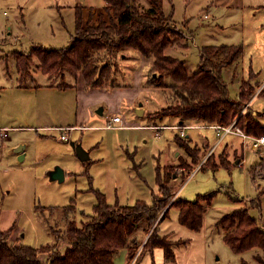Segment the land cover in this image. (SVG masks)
<instances>
[{"label":"rangeland","instance_id":"374dc122","mask_svg":"<svg viewBox=\"0 0 264 264\" xmlns=\"http://www.w3.org/2000/svg\"><path fill=\"white\" fill-rule=\"evenodd\" d=\"M132 1L142 12L149 8L146 0ZM222 1L236 2L162 0L163 12L170 16V27L177 34L173 36L172 47L166 51V55L184 61L187 71L193 73L199 62V47L207 44L241 45L242 60L225 68L221 75L231 99L237 98L241 82L245 81L251 86L253 97L258 96L250 104L251 109L255 114L263 113L264 11L251 6L262 5L264 0H243V6L237 9L217 6ZM79 4L84 7L82 18L85 24L88 8L98 9L104 3L102 0H0V125L19 128L6 131V135L14 142L23 140L28 145L24 160L16 156L19 146L13 148L12 144L7 143L2 147L0 229L9 231V241L16 237L14 243L18 241L19 244L34 248L44 246L45 250L53 248L63 252L60 241L54 243L48 229V225L65 229L67 221L58 219L60 208L74 206L75 212L69 219H74V224L79 226L92 214L97 203L94 191L102 193L106 204L111 206H132L137 201L151 204L155 198L161 197L160 184L164 183L171 192L169 203L180 199L195 201L200 196L212 194L202 228L193 232L181 226L177 209L171 207L167 217L156 227L159 237L174 249L175 261L164 262L161 249L156 248L152 253L146 248L142 250L149 232L145 234L140 231L137 238L142 243L139 245L136 241V245L131 246V252L138 249L130 264H241V259L247 264H264V253L261 251L233 254L216 226L218 218L232 210L246 208L248 214L264 229V149L253 150L250 141L241 144L239 139L226 137L224 143L234 139L228 145L230 147L215 150L211 158H205L207 152L190 140L189 146L197 154L198 162L191 163V158L181 152L178 159L172 157L175 165L165 167L163 161L170 159L173 154L170 141L174 140V135L178 136L176 132L169 130L160 137L150 138L148 148L146 145L134 153L131 147L127 150L122 144L127 141L134 143L137 140L136 133L131 130L121 133L106 131L108 133L103 132L107 137L106 143L91 154V160L87 163L80 162L74 152L68 151L65 142L59 140V132L33 128L45 122H38L35 113L34 105L38 103L39 96L19 89L18 84L64 85L66 80L62 81L59 76L40 75L38 61L32 56L28 69L30 73L19 81L16 58L20 54L28 55L33 48H67L74 37L75 11ZM186 46L188 48L184 50ZM132 53L126 52V56L117 57L114 62L107 60L106 66H111L112 75L104 86H131L133 81L130 72L135 68L132 62L134 59L142 62L138 55H129ZM146 61L142 74L143 80L149 82L157 75H154L149 61ZM114 64L115 68L112 67ZM259 72L260 77L257 75ZM168 83L167 79L164 89L145 84L152 92L136 103H143L150 108L147 119L152 125L159 121L155 118L158 112L173 101L174 91L167 87ZM70 93H58L47 96V99L55 102L65 98L71 103L73 91ZM56 120L48 119L49 123L58 125ZM258 120L264 124V116ZM192 123L198 130H188L186 134H190L193 140L201 135L207 137L210 144L216 141L213 130L200 128L194 121ZM45 133L52 137L44 135L41 138L40 134ZM89 133L72 132L67 143L74 146L75 141L80 137L85 138ZM241 157L243 160L236 164V160ZM180 158L185 161L182 168L178 165ZM222 160L229 162V168L221 166ZM82 163L86 164L85 167ZM212 166H215V171L211 170ZM58 167L65 172L62 181L53 177ZM201 204L207 203L202 201ZM50 208H59L55 211L58 213L50 212ZM47 256L43 255L44 258Z\"/></svg>","mask_w":264,"mask_h":264},{"label":"trees","instance_id":"16d2710c","mask_svg":"<svg viewBox=\"0 0 264 264\" xmlns=\"http://www.w3.org/2000/svg\"><path fill=\"white\" fill-rule=\"evenodd\" d=\"M102 1L104 4L100 8H88L85 24L82 18L84 7L77 5L74 37L67 48H33L28 55H18L15 68L19 81L30 73L28 69L33 56L38 61V70L45 76H59L63 81L66 74L74 79L80 74L86 88L104 87L112 75L111 66H106L107 60L114 62L117 57L126 56V52L136 51L139 57L149 61L151 71L157 75L144 84L164 89L168 79L167 87L174 91L173 101L162 108L155 118L160 121L167 117L176 118L181 122L179 125L194 121L203 126L229 125L235 121L246 135L264 136V124L258 120L264 112L255 114L248 103L254 95L252 87L245 81L241 82L237 98L231 99L221 75L225 68L240 59L241 45L200 47L197 70L189 73L184 61L166 55L172 47L173 36L177 34L170 27V16L163 12L162 0H146L149 8L143 12L135 7L132 0ZM115 66L112 65L113 68ZM64 86L67 85L59 87ZM174 142L187 153L191 163L198 162L197 154L189 146L190 140L176 136ZM211 155L208 157L211 158ZM184 164L185 161L180 158L179 167ZM221 164L229 168V162L222 160ZM211 170L215 171V166ZM163 184H160V198H155L151 204L137 201L132 206L107 205L104 195L94 191L97 203L92 214L79 226L74 224V219H69L75 212L74 206L60 208L58 219L67 221L65 229L50 225L48 229L54 243L62 241L66 245L63 252L53 248L45 250L44 246L10 245L9 231H0V264H114L115 256L122 249H127L130 262L138 249L131 252V246L134 247L136 241L139 245L142 243L137 238L140 231L149 232L142 250L161 249L164 261L174 262L173 249L158 235V221L165 219L168 210L175 207L179 224L198 232L212 194L200 196L195 201L180 199L169 203L171 192ZM202 201L207 204H201ZM50 209V212H55L59 208ZM216 226L233 254L243 255L249 251L264 253V229L246 208L223 215ZM44 254L48 256L44 258ZM241 264L247 263L242 260Z\"/></svg>","mask_w":264,"mask_h":264},{"label":"crops","instance_id":"0c3cea01","mask_svg":"<svg viewBox=\"0 0 264 264\" xmlns=\"http://www.w3.org/2000/svg\"><path fill=\"white\" fill-rule=\"evenodd\" d=\"M243 4H244L243 0H236L235 3H231L230 1L229 2L222 1L221 3H218L217 6L221 7L222 9H230V8L237 9V8H241ZM251 7L255 10L259 9L260 11H264V4L258 5V6L255 5ZM221 45L230 46L234 44H220V45L207 44L204 46H221ZM187 48L188 47L186 46L184 50H186ZM129 55L131 56L134 55L133 57H136L138 55V52L133 51V53ZM242 57L243 56L240 57L237 63L240 60H242ZM140 58L142 62H138V60L136 59H134V61L132 62L135 65V68L133 69L132 72H130L131 81H133L131 83V86L130 84H128L122 87H117L118 85L117 86L109 85V86H104V87L86 88L85 82L80 74H78L75 79L72 76L66 74L64 76V79L66 80L65 83L67 86L66 87L64 86L62 88L59 87V86H62V84H48L47 83L44 85L39 84V85H34V86H19L18 84L19 89L25 92H28V93L34 92L36 95L39 96L38 103L34 105L36 117H38L37 119L38 122L45 121L47 122V124H44L45 123L44 122L42 126L33 127V128H37L39 130H49V131L59 132V136L65 133L67 139L61 140L59 138V140H61L62 142H65V146L69 152H74L75 147L79 143L81 148L88 154V157H89L87 160L88 163L91 160L90 159L91 154L94 153L95 150H98L100 147H103L104 144L106 143L107 137L105 133H103L106 131L121 133V132L131 130L132 133H136L137 140L134 143H129L127 141L122 144L123 146L127 148V150H129L131 147L132 152L134 153H137L138 150L141 149L142 147L145 148L147 144L149 145L148 142L150 141V138H155L157 136L160 137L166 131L170 130L172 132H176L179 136V130L169 128V127H173L178 124H181V122L178 119L167 117L161 121L159 120L156 125H152L150 122H148V119H147L148 111L150 110V108H147V106L144 105L143 103L136 104L137 102H139V99L141 100L142 98L143 99L146 98V96H148L152 92V89L150 87L145 86L144 84L145 81L143 80V74H142L144 66H145V62L147 61L146 59L142 57ZM40 75H43V74L40 73ZM257 75L260 77L261 73L259 72L257 73ZM72 91H73V97H72L71 103H70V100L68 101L65 98L58 99L55 102H53L52 100L48 101L47 99V96L57 95L58 93H61L62 95H64V93L71 94L70 92ZM257 97L258 96H254L250 100L249 103L253 104L255 98ZM143 106H146V107H143ZM99 111L100 113H98ZM114 116H120L122 118V123L121 124L113 123L112 125L114 126V128H111V129L106 128V125L111 123V118H113ZM51 118L57 119L58 121L56 120L55 122H58V125L49 123L48 119H51ZM188 123H190L188 124V126H191L193 128L185 129L183 137L185 139L192 140L193 141L192 143H197L201 150L203 151L205 150L207 152L205 153V155L208 154L211 148L213 147L215 141L214 143L212 142V144H210L208 138L205 136L202 137L201 135H198L199 137L198 139L193 140L190 134H186V131L198 130V129H197V126L196 127L192 126L193 124L192 122H188ZM196 124L200 125V123H197V122ZM163 127H166V128H163ZM199 127L202 128L201 125ZM55 128H67V130L57 131ZM12 129L15 130L19 128L6 127L4 125H0V160L3 157L2 147L5 146L7 143L9 145L12 144L11 146H13V148L15 146L17 147L23 146V149L20 152H18L16 156H20L21 160H24L27 157V146H28L27 143L24 142L23 140L14 142L13 140L9 139L8 136L6 135V131H9ZM75 131H81V132L84 131L85 133L90 131V133L85 138L80 137L78 141H75L74 146L72 144L69 145V143L67 142L70 139V136H71L70 133L75 132ZM44 135L47 137H52V135H50L49 133L40 134V137L42 138L44 137ZM174 136L176 137V135ZM226 137L239 139L241 141V144L242 142L244 143L248 141V140H244L238 136H233V135H229ZM72 138L74 139V136H72ZM224 139L220 143L217 144V146L214 148L212 152V155L215 153V150L216 151H219V149L222 150L223 148H226V146L227 148H229L230 146L228 145H230L231 142L234 140V139H231L230 142L224 143L223 142ZM4 141H6V143H4ZM148 145H147V148H148ZM171 146H172L173 154L171 158L169 157L170 159H165L163 161V164L165 167L172 166L173 164L175 165V162H174L175 160L174 159L172 160L173 156H175V159L176 158L178 159L179 157L178 155L180 156L182 155L181 152L182 153L184 152L187 155V153L181 147H179L174 142V140L170 141V147ZM240 152L242 156V151L240 150ZM242 160H243L242 157L238 161L236 160V164L238 162L240 163ZM82 165L85 167L86 164L82 163ZM204 217H205V214L203 216V219ZM220 218H218V220ZM177 219H178V214H177ZM161 221L160 222L158 221L157 224L159 225ZM0 231H5V230L0 229ZM221 235L223 237L222 233ZM15 238L16 237H13L11 241H9L8 239V242L10 245H20L18 241L14 243ZM60 244H61L60 246L63 247V251H64L66 245L62 241L60 242ZM152 252L153 251H150V253ZM250 252L251 254L254 253L253 251H250ZM127 254H128L127 249L120 250L119 253L114 258V264H130L134 258L130 262H128ZM174 258H175V255H174ZM162 259H164L163 254H162Z\"/></svg>","mask_w":264,"mask_h":264},{"label":"built area","instance_id":"2783aa9c","mask_svg":"<svg viewBox=\"0 0 264 264\" xmlns=\"http://www.w3.org/2000/svg\"><path fill=\"white\" fill-rule=\"evenodd\" d=\"M113 123H122V118L120 116H114L113 118H111V123L106 125V128H114V126L112 125ZM121 127V126H120ZM203 128H208L214 131L215 134V138L216 141L213 145V147L211 148V150L209 151V153L206 155L205 158H207L209 155L212 154L214 148L217 146L218 143H220L226 136L229 135H233V136H238L244 140H248L250 141V147L253 150H257V151H261L262 149H264V136H260V137H251L246 135L236 124L235 121H233L231 124L229 125H218V124H214V125H205V126H201ZM166 128V127H163ZM172 129H176L179 130V136L183 137L184 136V130L185 129H189L192 128L191 126L188 125H176L173 127H169ZM57 131H65L67 130V128H55ZM60 139L61 140H66V134L63 133L60 135ZM204 158V159H205Z\"/></svg>","mask_w":264,"mask_h":264},{"label":"water","instance_id":"95a60500","mask_svg":"<svg viewBox=\"0 0 264 264\" xmlns=\"http://www.w3.org/2000/svg\"><path fill=\"white\" fill-rule=\"evenodd\" d=\"M98 113H100V111H99ZM22 149H23V146H19V147L16 149V151H17V152H20ZM74 152H75L76 157H77L81 162H85V161L88 160V154H87V152H85V151L81 148V146L77 145V146L75 147V149H74ZM19 160H21V157H20V156H19ZM53 177H54V179H57V180H59V181H62L63 178H64V171H63V169H61V168H59V167L56 168V171H55Z\"/></svg>","mask_w":264,"mask_h":264}]
</instances>
